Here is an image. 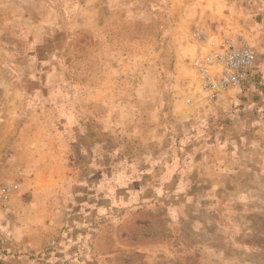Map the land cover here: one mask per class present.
Here are the masks:
<instances>
[{
    "label": "rangeland",
    "instance_id": "374dc122",
    "mask_svg": "<svg viewBox=\"0 0 264 264\" xmlns=\"http://www.w3.org/2000/svg\"><path fill=\"white\" fill-rule=\"evenodd\" d=\"M223 41L256 64L211 99L193 61ZM29 127L76 149L73 166L24 167L41 145ZM11 149L22 176L6 219L49 239L0 234L11 264H264V0H0ZM98 194L113 209L94 213Z\"/></svg>",
    "mask_w": 264,
    "mask_h": 264
},
{
    "label": "crops",
    "instance_id": "0c3cea01",
    "mask_svg": "<svg viewBox=\"0 0 264 264\" xmlns=\"http://www.w3.org/2000/svg\"><path fill=\"white\" fill-rule=\"evenodd\" d=\"M237 90V89H235ZM48 113L46 111L44 112H40L39 113V118H38V114H36L37 118L39 120H46L49 118L47 117ZM108 119V115L105 117V120ZM77 125L79 126V123H73V128H72V132L73 133H79L80 130L77 127ZM41 127V126H40ZM38 132H43L44 137L47 139V131L46 129L42 128H36L35 132L33 130V128L29 127V129H26V137L27 139H29V141L27 140L28 146H30V148H32V144L34 143L35 140L40 141L41 145H38L36 147V150L34 151L33 149H26L24 156H26L28 159H25V165L24 167H31V168H38V169H42V168H53V167H59L62 169H66L68 167H71L73 165V162H76V149H73V155H69L68 150H67V146L63 145L61 146L60 144L58 145H53V147H50L49 145H46V141L42 140V139H35V134H37ZM31 136V137H30ZM45 143V144H44ZM74 146L76 147V140L74 139ZM7 152V151H6ZM20 152H24V150H21ZM2 153V152H1ZM15 153H19V151L16 150H12L9 153V156L6 157V155H0V182H11L14 180L15 177V173L18 171V169H21L19 167V164L15 163V157L14 154ZM5 156V157H4ZM72 156V157H71ZM9 158V159H8ZM111 194H106V195H102V194H98V195H93L91 196V198L89 199L90 202L92 203V211L94 213L97 212V210H101L104 212H108L109 210L113 209L112 203H111ZM142 197V196H141ZM140 196L138 197H132L129 201V203L135 202L136 200L139 201L141 199ZM31 215L35 217V214H37V209H35V207H32L29 209ZM6 212L7 211H0V234L4 237H6L8 240L6 241V245L9 241V245L14 247V246H20L22 242H24V238L26 236H34L32 234H36L34 233H28L30 232L31 228L30 226L23 227L25 225H22L20 227L13 225L8 223L7 219H6ZM28 216V215H26ZM26 218V217H25ZM174 218L173 216V209H170V220L172 221ZM29 228V229H28ZM30 234V235H29ZM30 239V238H29ZM37 239L36 241L33 242V239L31 237V245L29 248H40V247H44L46 246V244L48 243L49 239L43 238ZM41 242H40V241ZM5 244L2 246L4 248V246H6ZM17 250H15L16 252ZM4 260V262L6 264L10 263L11 264V259L9 258V256L4 255V253L1 252L0 249V262Z\"/></svg>",
    "mask_w": 264,
    "mask_h": 264
},
{
    "label": "built area",
    "instance_id": "2783aa9c",
    "mask_svg": "<svg viewBox=\"0 0 264 264\" xmlns=\"http://www.w3.org/2000/svg\"><path fill=\"white\" fill-rule=\"evenodd\" d=\"M255 64V53L248 45L235 46L224 41L219 44L210 42L209 52L193 61L201 85L211 99H217L220 94L244 83L252 75ZM15 176L11 182H0V211L8 210L19 189L21 171H17Z\"/></svg>",
    "mask_w": 264,
    "mask_h": 264
}]
</instances>
